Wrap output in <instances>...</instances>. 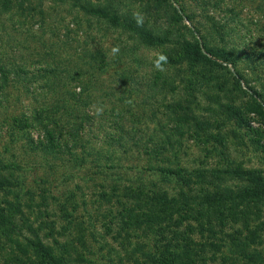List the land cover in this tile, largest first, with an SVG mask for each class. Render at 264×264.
Here are the masks:
<instances>
[{
    "label": "rangeland",
    "instance_id": "1",
    "mask_svg": "<svg viewBox=\"0 0 264 264\" xmlns=\"http://www.w3.org/2000/svg\"><path fill=\"white\" fill-rule=\"evenodd\" d=\"M121 1L124 9L157 33L179 34L183 26L192 27L186 20L189 10L195 13L196 26L213 19L226 31L225 36L192 27L195 39L204 41L203 33L207 44L231 50L238 59L224 63L211 58L220 66L212 62L170 64V55L177 62V48L172 44L145 46L133 34L83 14L68 2L44 0L39 6L38 0H30L25 5L31 3L34 11L26 9L21 14L17 10L20 0H6L0 15V57L7 63L35 72L46 62L76 57L84 49L98 52L100 64L106 62L103 71L98 69L93 76L96 83L87 90L88 104L76 107V114L85 119L78 133L100 155L115 154L118 165L107 167L111 162L98 158L104 166L96 168L94 156L85 161L78 156L74 164L72 153L64 147L55 156L37 150L38 143H45V133L36 122V111L51 105L73 84L61 91L52 88L44 73L13 80L0 92V161L12 168L11 186L19 195L0 191V264L39 263L31 246L37 239L55 254L68 257L69 264H146L144 256L157 238L153 232L134 229L124 210L135 187L128 180L134 181L135 171L147 164L142 144L150 145L149 135L175 127L168 119L167 104L178 95L185 104L186 94L192 93L195 98L187 103L197 116L190 124L181 122L184 134L173 139L182 164L195 169H255L264 175V0ZM204 2L208 6L202 10ZM152 72L173 77L177 94L167 89L157 100L147 99L146 87L137 90L120 77L127 74L143 81ZM66 131L61 138L56 136L62 146L69 140ZM118 136H123L129 148L126 153L117 149ZM71 151L81 154V147ZM226 181L242 184L233 177ZM258 218L252 217L249 227L259 225L260 237L255 240L264 242V219Z\"/></svg>",
    "mask_w": 264,
    "mask_h": 264
},
{
    "label": "trees",
    "instance_id": "2",
    "mask_svg": "<svg viewBox=\"0 0 264 264\" xmlns=\"http://www.w3.org/2000/svg\"><path fill=\"white\" fill-rule=\"evenodd\" d=\"M29 1L20 0L17 10L21 14L28 12L26 9L34 11L31 3L25 5V2ZM43 1L38 0V5H42ZM49 1L68 2L81 10L83 14L99 17L112 26L133 34L145 46L172 44L177 48V52L174 53L175 57L177 56V62L172 60L173 57L170 55L167 58L170 64H176L179 61L190 65L212 62L213 65L220 66L216 59L211 60V58L220 59L224 63H233L238 59L236 53L231 50L207 44L203 33H200V38L204 41L195 39V32L190 29L192 27L197 29L202 27L203 31L214 32L220 37L225 36L226 31L213 19L205 20L203 24L198 22L200 27L196 26L193 23V17L195 21L197 18L193 10H189L186 15V20L193 26L190 28L183 26L181 30H177L179 34H173L171 32L157 33L147 29L135 13L124 9L125 3L121 0ZM7 2L9 3V0ZM207 6L208 3L204 2L201 9L204 10ZM5 7L6 0H0V15ZM38 13L41 15L42 11ZM27 16L30 15L27 14ZM13 64L7 63L0 57L1 93L11 86L13 80H18L29 73H39L40 76L44 73L46 77H49L47 85L58 88L60 91L65 87L70 88L69 85L73 84V90H62V94L59 98L56 97L51 105L36 111L38 112L36 122L43 127L45 133V143H38V146H35L37 150L55 156L61 151L60 147H64L72 153L71 162L74 161V164L78 156L84 157V161L87 156H94L96 168L104 166V164H98L100 158L104 159L105 163L111 162L107 167L113 168L118 165V160H115L116 164L113 159L115 154L109 152L100 155V151L95 150L93 146H87L78 133L85 119L76 114V107L78 105L85 107L88 104L87 90L96 83L93 76L98 74V69L103 71L106 67L105 61L103 64L98 62V52H88L84 49L76 57L46 62L44 68L35 72H29ZM147 76V79L142 81L132 75H120L124 80L131 82L137 90L138 86L146 87L144 92H149L148 96H145L147 99L159 98L167 89L175 93L178 90L172 83L173 77L168 78L153 72ZM186 95L187 99L195 98L192 93ZM187 99L183 104L178 95L176 100L168 102L167 107L170 109L168 119L176 123L175 127L165 130L161 128L157 134L149 135L150 145L142 144L143 156L146 157L147 164L135 171V176L132 178L134 181L128 180L131 184H135V187L134 190L130 189L129 204L124 207V210H127L134 229L141 228L144 233L153 232L157 238L148 251V256H144L146 264H264V242L255 240L260 237V226L249 227L252 217L259 219V216L264 219V175L255 169L240 167L195 169L182 164L173 139L184 134L179 127L181 122L190 124V121H197L193 107L190 102L187 103ZM65 128L67 139L71 142L65 140L62 146L60 138L64 136ZM57 133L60 138L56 137ZM117 138V149H121L123 153L129 151V148L125 147L126 142H123V136ZM77 146L81 147V154L71 151L72 147ZM137 150L139 151L140 148ZM115 152L113 150V153ZM11 169L0 161V191L6 190L18 198L19 193L11 186L10 177L13 176ZM226 177L238 179L242 183L241 186L227 184ZM190 221L195 225H191ZM261 244L263 247L259 249ZM206 245L210 251L206 250ZM31 246L39 258V263L14 261L18 264H69L68 257L65 258L61 253L55 254L53 249L39 239L32 242ZM211 251L213 253L225 251L231 255L223 254L217 257Z\"/></svg>",
    "mask_w": 264,
    "mask_h": 264
}]
</instances>
